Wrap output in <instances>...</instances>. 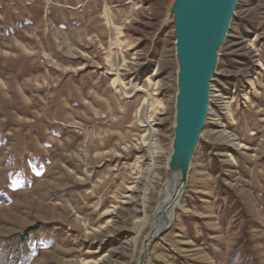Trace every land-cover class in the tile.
<instances>
[{
  "label": "rangeland",
  "instance_id": "obj_1",
  "mask_svg": "<svg viewBox=\"0 0 264 264\" xmlns=\"http://www.w3.org/2000/svg\"><path fill=\"white\" fill-rule=\"evenodd\" d=\"M180 2L0 0V264H138L174 139ZM147 95L161 178L144 199ZM142 264H264V0L236 8L184 193Z\"/></svg>",
  "mask_w": 264,
  "mask_h": 264
},
{
  "label": "water",
  "instance_id": "obj_2",
  "mask_svg": "<svg viewBox=\"0 0 264 264\" xmlns=\"http://www.w3.org/2000/svg\"><path fill=\"white\" fill-rule=\"evenodd\" d=\"M240 0H181L176 8V42L180 60L178 103L186 113L184 133L187 152L183 179L187 182L190 162L209 111L210 91L219 60V48L228 36ZM169 219L157 231L150 229L144 239L140 260L146 258L150 241L172 225Z\"/></svg>",
  "mask_w": 264,
  "mask_h": 264
},
{
  "label": "bare ground",
  "instance_id": "obj_3",
  "mask_svg": "<svg viewBox=\"0 0 264 264\" xmlns=\"http://www.w3.org/2000/svg\"><path fill=\"white\" fill-rule=\"evenodd\" d=\"M106 9V8H105ZM106 18L109 23H111L110 13L109 10L106 9ZM118 66V65H117ZM123 68V67H122ZM111 75L115 76L114 81L118 83L122 80V73L119 71L111 70ZM135 90L141 91L142 88L138 83H134ZM117 91L121 94L122 98L130 97L131 95L127 92V89L121 84L117 88ZM178 97V94H177ZM177 97H176V118H175V124H174V139L173 144L171 148L170 157L167 161V167H166V181L164 183L162 192L160 194V200L159 205L153 215L152 221L150 222L151 228L154 230L160 229L166 221L169 219L174 218V212L177 208V205L180 203V198L182 197L185 189V180L183 179V165H184V158L187 152V138L186 134L184 133V125L186 120V113L185 110L181 105L177 106ZM143 108H142V118L145 122L149 123L150 131L147 135V141L150 148V165L148 166V174L146 175L147 179V186L144 189L143 198L146 199L147 195L151 191V189L154 187L155 182L160 180V175L157 173V164L155 163V153L157 152V149L160 147L158 140H157V131L153 127V124L150 122V118L147 116L146 111L148 107V95L144 99L143 102ZM202 134V133H201ZM201 134L199 135L198 143L201 138ZM198 143L196 146H198ZM195 146V148H196ZM194 148V150H195ZM147 214H145V217ZM148 220H145L144 222L141 221V219H137L138 224V232L141 233V230L145 226L146 222ZM136 224V225H137Z\"/></svg>",
  "mask_w": 264,
  "mask_h": 264
}]
</instances>
